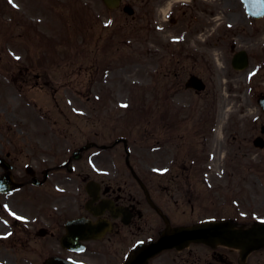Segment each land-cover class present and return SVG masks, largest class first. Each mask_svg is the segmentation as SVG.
I'll list each match as a JSON object with an SVG mask.
<instances>
[{
	"label": "flooded vegetation",
	"instance_id": "af4514ba",
	"mask_svg": "<svg viewBox=\"0 0 264 264\" xmlns=\"http://www.w3.org/2000/svg\"><path fill=\"white\" fill-rule=\"evenodd\" d=\"M251 3L252 9L264 6V0ZM124 4L133 6L130 14L122 11ZM0 6L4 7L1 0ZM116 11L118 14L114 15ZM104 13L108 19L116 16L133 24L138 35L133 46L134 70L139 65L137 57L144 54L153 59L160 53L168 58L164 70L171 77L183 75V70L188 75H199L200 65L211 69L203 58L221 54L222 43L227 40L231 59L240 51L247 53L249 63L254 58L261 63L264 58V14L248 15L241 0H121L116 9L104 7ZM222 17L230 27L223 25L222 29ZM204 33L208 34L207 39L196 41ZM109 40L88 41L87 56L98 60L99 51L105 52L104 45L112 43ZM99 44H104L102 49ZM191 44L204 51L188 49L182 61L173 58L174 48L180 54ZM189 58L192 62L187 66L184 59ZM96 64L93 61L88 65L90 68L83 73L85 78L76 81L85 82L87 102L94 101L90 98L98 72ZM21 81L29 83V79ZM35 83L45 93L44 86ZM179 84L180 81L176 83ZM170 88L173 90L172 85ZM127 102L121 100L119 105ZM167 102L166 99L150 103L159 106ZM117 103L109 99L106 105ZM115 134L94 133L95 141L71 150L37 144L36 148L26 149V163L18 162L21 155L14 154L12 148L1 146L0 264H125L137 246L159 237L165 219L171 226L204 219L229 220L236 227L253 223L245 216L238 219L237 203L217 201H222V190L217 191L218 184L210 189L204 177V164L183 160L147 163L138 148L145 149L144 137H150L149 153L153 159L160 151L158 140L172 135L159 131L158 123L150 133H137L136 128L125 136ZM116 139L124 140L115 143ZM90 142L94 143L92 147L81 149ZM257 170L264 171V166ZM232 177L235 179L227 186L242 180ZM251 208L248 203L245 212ZM195 215L200 218L194 220ZM79 224L83 226L79 228ZM145 264H264V246L244 254L223 244L190 243L164 248L147 258Z\"/></svg>",
	"mask_w": 264,
	"mask_h": 264
},
{
	"label": "rangeland",
	"instance_id": "374dc122",
	"mask_svg": "<svg viewBox=\"0 0 264 264\" xmlns=\"http://www.w3.org/2000/svg\"><path fill=\"white\" fill-rule=\"evenodd\" d=\"M2 2L0 148H12L14 154L21 155L18 162L26 163V149L36 148L37 144L71 150L95 141L94 133L115 131L116 136H125L136 128L137 133L145 129L150 132L158 123L159 131L172 135L158 140L160 151L153 159L149 153L151 141L142 145L145 149L138 147L147 163H202L210 189L218 184L217 191L222 190V201L218 198V202L237 203L238 216L250 221L264 219V171L257 170L264 166V147L257 149L252 144L264 125V115L256 103L257 95L264 93V58L261 63L254 58L246 70L236 72L230 65L227 40L222 43L221 54L203 58L211 69L207 65L198 68L207 87L205 92L195 94L183 89L187 71H181L179 77L165 73L168 58L160 53L153 59L144 54L137 57L139 65L134 70L133 46L138 35L133 24L116 16L109 21L100 0ZM220 21L223 29L227 21ZM207 36L204 33L196 41L202 42ZM107 38L112 43L99 44L100 49L103 45L106 49L99 51L98 60L87 56L88 45L84 48L83 43L106 42ZM121 40L125 43L119 45ZM188 49L204 51L191 44L180 54L174 48L173 58L182 61ZM93 61L98 67L90 98L94 101L87 102L85 82L76 81L85 78L83 73ZM184 62L188 66L192 58ZM22 78L29 79V83L23 84ZM37 81L45 93L37 87ZM54 88L58 90L55 94L51 92ZM109 99L118 103L108 106ZM166 99L168 102L159 106L150 103ZM121 100L128 102L119 105ZM222 113L226 118L218 133ZM160 117L166 120L164 125ZM219 138L220 158L214 149ZM232 174L242 180L227 186L235 179ZM248 203L252 208L246 213Z\"/></svg>",
	"mask_w": 264,
	"mask_h": 264
},
{
	"label": "water",
	"instance_id": "95a60500",
	"mask_svg": "<svg viewBox=\"0 0 264 264\" xmlns=\"http://www.w3.org/2000/svg\"><path fill=\"white\" fill-rule=\"evenodd\" d=\"M104 3L113 7L119 0H103ZM246 66V57L242 58L239 68ZM186 86H194L199 89L204 88L203 82L197 77H190ZM264 109V97L259 100ZM256 146L263 147V140L256 138ZM189 241L214 242L221 241L242 248H257L264 245V223H255L248 229H228L225 228V222H207L192 227H166L164 234L156 241L154 245L163 244H182ZM150 250V249H149ZM129 264H135L134 257L130 258Z\"/></svg>",
	"mask_w": 264,
	"mask_h": 264
},
{
	"label": "bare ground",
	"instance_id": "6f19581e",
	"mask_svg": "<svg viewBox=\"0 0 264 264\" xmlns=\"http://www.w3.org/2000/svg\"><path fill=\"white\" fill-rule=\"evenodd\" d=\"M225 120V114L222 113L220 115V118H219V126H218V133L221 132V128H222V123L224 122ZM215 149V152L217 153V155L219 156L220 158V153H221V149H222V146H221V138H219V142L218 144L214 147Z\"/></svg>",
	"mask_w": 264,
	"mask_h": 264
},
{
	"label": "snow or ice",
	"instance_id": "6c2138e0",
	"mask_svg": "<svg viewBox=\"0 0 264 264\" xmlns=\"http://www.w3.org/2000/svg\"><path fill=\"white\" fill-rule=\"evenodd\" d=\"M9 2L11 3L12 2V0H9ZM17 59H19V57H17ZM18 219H19V217H17Z\"/></svg>",
	"mask_w": 264,
	"mask_h": 264
}]
</instances>
